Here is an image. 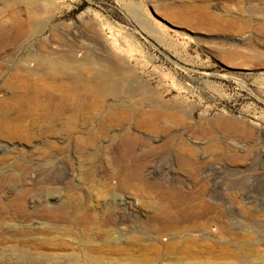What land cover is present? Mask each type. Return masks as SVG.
<instances>
[{"label": "rangeland", "instance_id": "1", "mask_svg": "<svg viewBox=\"0 0 264 264\" xmlns=\"http://www.w3.org/2000/svg\"><path fill=\"white\" fill-rule=\"evenodd\" d=\"M0 264H264V0H0Z\"/></svg>", "mask_w": 264, "mask_h": 264}, {"label": "bare ground", "instance_id": "2", "mask_svg": "<svg viewBox=\"0 0 264 264\" xmlns=\"http://www.w3.org/2000/svg\"><path fill=\"white\" fill-rule=\"evenodd\" d=\"M27 2V1H26ZM36 2V1H35ZM24 5H25V11H26V17H25V19H22V21H20V20H18V18H17V20H13L10 24H9V27L10 26H12V25H15V26H17V27H20L21 29H26V30H28L30 27H31V25H33L34 23H35V21H36V13H37V11H38V8L36 7V5L34 4V1H28V3H24ZM26 59L28 60V59H34L33 61H34V68L35 69H38V70H48L50 67H53V68H55V69H58V70H71L73 67H74V64H72L73 62L72 61H70V63L68 62V65H64V66H62V64L61 63H59L58 61H56V60H45V59H43L41 56H40V53L38 52V51H35L34 52V54L33 55H31V54H28L27 56H26ZM26 60V61H27ZM29 61V60H28ZM31 61V60H30ZM31 63V62H30ZM85 63V62H84ZM83 63V64H84ZM32 64V63H31ZM70 64V65H69ZM76 64H78V62L76 63ZM82 64V63H81ZM28 65H29V63H28ZM87 69H89L91 72V74L89 75L90 76V79H92V83H91V86H90V88H95L96 90L97 89H100V88H107V87H109L111 84H112V80H111V78H110V76H109V74L105 71L103 74L101 73L102 72V70H101V68H99V66H91L90 64L88 65V66H85ZM25 68V67H24ZM86 71V70H85ZM79 99H80V96L76 93V92H74V91H70V93L68 94V97H67V101H69V102H71V103H73V105L74 104H77L78 102H79ZM70 108H71V106H69ZM93 106H92V104L91 103H89V104H87L86 105V110H90L91 108H92ZM70 108H68V109H70ZM51 110H54V111H57V106H56V104L55 103H53L52 105H51V108H50ZM116 111V110H115ZM114 111V109L112 108L111 109V112H110V114L111 115H114V116H119L118 118H122L123 116H125V115H127L126 114V111H124V114H123V112H120V113H116ZM144 113H146V112H139V117L141 116V115H143ZM162 114V113H161ZM148 115H149V113H148ZM147 115V116H148ZM165 115V114H164ZM143 116H145V115H143ZM152 116V115H151ZM166 116V115H165ZM147 118V117H146ZM157 118V117H156ZM145 120V119H144ZM70 125V127H72L73 126V124L72 123H70L69 124ZM157 125V124H156ZM155 125V126H156ZM157 127V129L159 130V131H163V129L161 128V127H159L158 125L156 126ZM103 130V129H102ZM247 132V131H246ZM251 132H253V129H251L250 128V131H248V134H250ZM252 135V134H251ZM231 136V135H230ZM80 138V137H79ZM77 140V139H76ZM181 144V148H186V151L187 150H189L190 148L189 147H187L188 145L187 144H185L184 142H181L180 143ZM227 147H226V149H228V151L232 154V155H239L238 154V149H237V147L235 146V147H230L229 145H226ZM247 149V148H246ZM251 206V205H250ZM251 210H255V209H251ZM220 228L222 229V230H224V228H225V226H224V228H223V225H220Z\"/></svg>", "mask_w": 264, "mask_h": 264}]
</instances>
